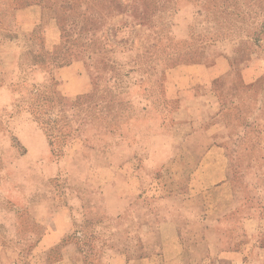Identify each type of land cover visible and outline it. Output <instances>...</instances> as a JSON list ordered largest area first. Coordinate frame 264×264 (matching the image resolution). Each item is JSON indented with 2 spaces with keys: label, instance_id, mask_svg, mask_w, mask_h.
Instances as JSON below:
<instances>
[{
  "label": "rangeland",
  "instance_id": "rangeland-1",
  "mask_svg": "<svg viewBox=\"0 0 264 264\" xmlns=\"http://www.w3.org/2000/svg\"><path fill=\"white\" fill-rule=\"evenodd\" d=\"M262 22L264 0H0V264H264Z\"/></svg>",
  "mask_w": 264,
  "mask_h": 264
},
{
  "label": "trees",
  "instance_id": "trees-1",
  "mask_svg": "<svg viewBox=\"0 0 264 264\" xmlns=\"http://www.w3.org/2000/svg\"><path fill=\"white\" fill-rule=\"evenodd\" d=\"M253 34L256 35L258 40L264 37V22L254 30ZM27 53L33 65H44L50 62L54 67H61L68 64L70 60V57H64L63 55L60 56L56 50L49 51L43 47H40L39 52L28 51ZM55 93L56 91L53 90L46 91V93L38 91V93L35 94L34 101L31 105L35 119L44 125L52 121L51 117L47 116V107L52 108V104L54 103L53 95ZM48 137H52L51 134H48Z\"/></svg>",
  "mask_w": 264,
  "mask_h": 264
},
{
  "label": "crops",
  "instance_id": "crops-1",
  "mask_svg": "<svg viewBox=\"0 0 264 264\" xmlns=\"http://www.w3.org/2000/svg\"><path fill=\"white\" fill-rule=\"evenodd\" d=\"M224 185H225V183H221L217 187H221V186H224ZM171 224H164V226H165V228H168V231L170 232L169 235L174 237L172 239V242H173V241L177 240V237H176V233L177 232H176V229L173 227L174 224H172V225ZM142 261H143V259L142 260L140 259V263H142ZM125 263H127V262L125 261ZM186 264H189V263L187 262ZM192 264H196V262L192 261Z\"/></svg>",
  "mask_w": 264,
  "mask_h": 264
}]
</instances>
